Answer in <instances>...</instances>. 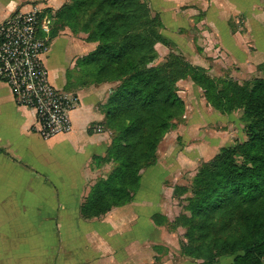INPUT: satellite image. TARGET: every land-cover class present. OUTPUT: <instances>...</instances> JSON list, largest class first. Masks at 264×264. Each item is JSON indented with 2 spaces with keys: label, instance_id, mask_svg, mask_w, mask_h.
Masks as SVG:
<instances>
[{
  "label": "crops",
  "instance_id": "obj_1",
  "mask_svg": "<svg viewBox=\"0 0 264 264\" xmlns=\"http://www.w3.org/2000/svg\"><path fill=\"white\" fill-rule=\"evenodd\" d=\"M37 1L0 0V23L15 12L33 10L56 17L72 3V0ZM146 1L152 6V0ZM254 2L250 12L245 0H160L162 8L158 13L162 31L169 34L167 39L180 48L172 37L175 34L166 31L168 20L175 25L179 13L194 17L202 12L204 16L198 19L196 28L203 31L202 41L208 51L216 48L223 58L235 60L241 54L264 55V0ZM246 6L251 15H247ZM241 16L248 18L243 21L247 35L236 29L231 31L228 23L229 17L241 22ZM245 39L255 44L256 51L245 49ZM96 47V43L87 41L86 35L77 36L66 26L53 38L51 34L48 52L43 57L51 85L76 100L71 113L73 131L69 135L44 141L35 131V114L16 106L10 88L0 82V186L5 190L2 201L8 204L5 209L14 210L9 218L13 226L7 232L0 231V235L4 239L5 234H13L16 248L23 247V256H31L29 264H43L41 257L45 258V264H149L154 258L145 257V253L159 252V242L166 232L163 225L154 222L158 213L163 217L170 215L167 210L156 211L159 196L151 197L148 201L151 206L138 205L144 199L140 195L143 178L132 204L92 221L81 216V206L105 171V159L113 143L106 108L121 86L116 80L85 85L89 77L80 69L79 62ZM157 50L164 53L169 48L157 45ZM186 187L177 185L182 190ZM26 200L37 204L36 209H40V203L54 205H42L39 211H20L19 204Z\"/></svg>",
  "mask_w": 264,
  "mask_h": 264
},
{
  "label": "trees",
  "instance_id": "obj_2",
  "mask_svg": "<svg viewBox=\"0 0 264 264\" xmlns=\"http://www.w3.org/2000/svg\"><path fill=\"white\" fill-rule=\"evenodd\" d=\"M79 18L81 32L94 26L87 41L98 44L88 58L79 62L90 79L85 85L121 82L106 108L107 125L118 136L105 160L116 168L92 187L80 209L82 218L99 219L134 202L141 188L142 169L152 166L149 162L156 155L160 140L173 122L185 115L177 86L190 77L204 90L214 110L231 114L243 108L254 124L250 141L243 147L246 166L235 164L234 151L222 152L212 170L199 173L194 181L199 193L189 201L191 216L181 217L188 223L203 222L199 230L204 231L210 221L228 211L244 210L264 230V81L244 85L234 79L215 81L182 58L164 68L147 69L157 58L156 46L171 48V44L160 33V16H153L146 0H72L56 15L53 37ZM156 219L158 216L155 223ZM197 253L200 258H212L197 246L184 250L188 257L196 258ZM232 264H264V235L245 247Z\"/></svg>",
  "mask_w": 264,
  "mask_h": 264
},
{
  "label": "rangeland",
  "instance_id": "obj_3",
  "mask_svg": "<svg viewBox=\"0 0 264 264\" xmlns=\"http://www.w3.org/2000/svg\"><path fill=\"white\" fill-rule=\"evenodd\" d=\"M254 1L245 0L250 5V9L249 6H246V11L248 9L250 12L252 11ZM41 2L38 0L36 3ZM195 3L200 6L199 1H195ZM240 3L242 4L241 1ZM151 4L152 14L159 15L158 12L162 8L160 0H152ZM182 11L185 12V10ZM250 12L247 11V15L248 13L251 15ZM200 13L194 17L179 13L180 17L175 25H171L172 20H168L170 23H168L169 27L166 31L175 34L172 37L177 41L180 48L167 39L169 34L164 33L162 29L160 33L171 44V48L162 53L161 50H157L156 46L157 58L147 65V69L164 68L175 63L177 58H182L193 68L203 70L208 77L215 81L234 79L240 85L253 84L256 80L264 81V55L261 56L260 53H257L255 57H251L249 54L246 56L241 54L239 58L237 56L235 60H229L223 58L216 48L212 52L208 51V47L203 43V31L196 28L198 19L200 20L204 16L202 12ZM241 17L242 20L239 23L233 17H229L228 23L231 31L236 29L247 35L243 21L247 22L248 18L246 16ZM51 18L55 27L56 17L51 16ZM105 20L109 19L105 18ZM69 26L75 31V35L78 36L80 29V34L86 35L87 38L94 29V26L92 28L87 27L86 32H81L82 22L80 18L73 20ZM248 42L247 40L244 42L245 49L252 50L253 48L252 51H256L255 44L253 46L252 42L250 44ZM215 46L219 47L218 45ZM197 61H200L201 65L196 63ZM226 68H228L227 71ZM177 91L184 101L185 115L175 120L169 132L160 140L156 155L149 162L152 163V166L141 171L144 184L140 195L144 199L138 201V205L140 207L151 206L148 203L151 197L159 196V208L156 211L162 213V210H167L170 214L169 217H163L158 213L156 222L163 225L166 232L159 242L161 244L159 252L157 251L152 255L148 251L145 253V257L151 255L152 258L153 256L154 259L150 260L149 264H232L238 255L243 254L245 247L253 244L264 235V230L261 225L255 223L252 215L244 210L228 211L223 216L210 221L204 231L199 230L204 226L203 222L192 220L191 223H188L181 216L184 214L191 216L189 201L194 200L195 195L199 193V188H196L194 181L203 170H212L211 166L217 163L218 156L222 152L225 150L234 151L233 161L235 164L246 166L247 159L243 147L250 141L251 126L254 123L251 122L245 110L240 107L231 114H222L214 110L208 104L204 90L198 87L190 77L178 83ZM32 112L34 113V111ZM111 136L114 139L118 134L113 131ZM105 162V171L99 175V179L112 173L116 168L113 163L110 164L107 160ZM179 184H184L187 189L184 192L177 191L176 188ZM4 197L5 190L0 186V231L7 232L13 226L9 218L13 217L14 210L11 207L8 210L5 209L8 204L2 203ZM35 205L37 204L26 200V202L19 204V208L23 212L32 209L39 211L42 210V205L54 204L40 203V209H36L37 206ZM27 221L29 224L30 221ZM0 240V264L30 263L31 256H23V247L16 248L17 241H14L13 234H5L4 239L3 235H0ZM196 246L198 250H203L206 255H211L212 258H200L198 254L201 252L197 253L196 258L184 255L186 247L195 248ZM42 260L45 264V258L41 257Z\"/></svg>",
  "mask_w": 264,
  "mask_h": 264
},
{
  "label": "built area",
  "instance_id": "obj_4",
  "mask_svg": "<svg viewBox=\"0 0 264 264\" xmlns=\"http://www.w3.org/2000/svg\"><path fill=\"white\" fill-rule=\"evenodd\" d=\"M53 30L44 11L15 12L0 23V82L6 84L16 106L34 111L36 133L50 141L73 131L75 98L54 88L43 62Z\"/></svg>",
  "mask_w": 264,
  "mask_h": 264
}]
</instances>
